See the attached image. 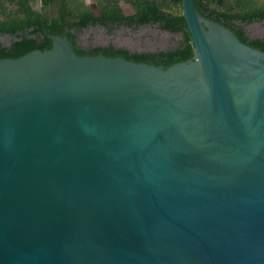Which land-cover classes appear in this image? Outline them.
<instances>
[{
	"label": "water",
	"instance_id": "95a60500",
	"mask_svg": "<svg viewBox=\"0 0 264 264\" xmlns=\"http://www.w3.org/2000/svg\"><path fill=\"white\" fill-rule=\"evenodd\" d=\"M181 10L173 60L0 52V264H264V49Z\"/></svg>",
	"mask_w": 264,
	"mask_h": 264
},
{
	"label": "trees",
	"instance_id": "16d2710c",
	"mask_svg": "<svg viewBox=\"0 0 264 264\" xmlns=\"http://www.w3.org/2000/svg\"><path fill=\"white\" fill-rule=\"evenodd\" d=\"M0 0V52L16 54L27 47H41L40 28L64 33L77 41V35L91 27L111 33L118 26L133 29L154 25L180 38L165 49L130 51L112 44L96 45L120 50L141 59L173 60L188 56L192 44L181 10V0H94L95 14L84 0ZM128 4L132 14L124 15L119 3ZM195 9L207 18L251 40L264 49V38H248L244 25L261 22L264 26V0H193ZM2 39H5L3 42Z\"/></svg>",
	"mask_w": 264,
	"mask_h": 264
},
{
	"label": "rangeland",
	"instance_id": "374dc122",
	"mask_svg": "<svg viewBox=\"0 0 264 264\" xmlns=\"http://www.w3.org/2000/svg\"><path fill=\"white\" fill-rule=\"evenodd\" d=\"M92 3L93 0H85ZM125 13H130L127 4H120ZM249 38H264V26L261 22H251L245 26ZM180 38L179 34H170L159 30L154 25H146L137 29L116 28L111 33L102 28L84 30L79 34L78 43L83 45H104L124 47L133 51L165 49L173 45ZM4 40V39H3Z\"/></svg>",
	"mask_w": 264,
	"mask_h": 264
},
{
	"label": "flooded vegetation",
	"instance_id": "af4514ba",
	"mask_svg": "<svg viewBox=\"0 0 264 264\" xmlns=\"http://www.w3.org/2000/svg\"><path fill=\"white\" fill-rule=\"evenodd\" d=\"M34 2H35V8H37L38 9V6H39V4L37 5V2H36V0H34ZM84 2H85V4L86 5H88L90 8H91V10L95 13V14H97L98 13V11L96 10V8H95V4H94V0L92 1V3L90 4V3H87L85 0H84ZM39 3V2H38ZM123 3V2H122ZM121 4V2L119 3V5ZM123 4H126V3H123ZM92 5L94 6V8H92ZM120 9H121V12L124 14V15H128V14H132V10H131V12L130 13H125L124 11H123V9L121 8V6H120ZM249 24V23H248ZM248 24H245L244 25V30H245V26H247ZM93 28H101V27H98V26H96V27H91V28H89V29H93ZM116 28H126V29H130V30H133V28H130V27H126V26H118V27H116ZM115 28V29H116ZM139 28V27H138ZM103 29V28H102ZM137 29V28H136ZM88 30V29H87ZM83 32V31H82ZM169 33V32H168ZM80 34V33H79ZM79 34L77 35V42H78V38H79ZM171 34V33H170ZM245 34H246V32H245ZM248 37V36H247ZM249 38V37H248ZM250 39H252V38H250ZM3 40V39H2ZM3 42H5V39L3 40ZM105 45V44H104ZM113 45V44H112ZM91 46H94V45H91ZM114 46V45H113ZM114 47H120V46H114ZM129 50V49H128ZM130 51H133V50H130ZM137 51H139V50H137Z\"/></svg>",
	"mask_w": 264,
	"mask_h": 264
}]
</instances>
